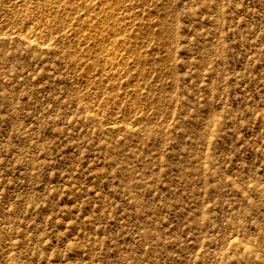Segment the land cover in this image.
<instances>
[{
  "label": "rangeland",
  "instance_id": "obj_1",
  "mask_svg": "<svg viewBox=\"0 0 264 264\" xmlns=\"http://www.w3.org/2000/svg\"><path fill=\"white\" fill-rule=\"evenodd\" d=\"M0 264H264V0H0Z\"/></svg>",
  "mask_w": 264,
  "mask_h": 264
}]
</instances>
